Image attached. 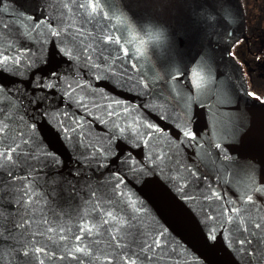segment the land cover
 Wrapping results in <instances>:
<instances>
[{"label": "water", "instance_id": "95a60500", "mask_svg": "<svg viewBox=\"0 0 264 264\" xmlns=\"http://www.w3.org/2000/svg\"><path fill=\"white\" fill-rule=\"evenodd\" d=\"M243 37L241 0H0V264H264Z\"/></svg>", "mask_w": 264, "mask_h": 264}, {"label": "flooded vegetation", "instance_id": "af4514ba", "mask_svg": "<svg viewBox=\"0 0 264 264\" xmlns=\"http://www.w3.org/2000/svg\"><path fill=\"white\" fill-rule=\"evenodd\" d=\"M244 37L231 48L241 66L248 90L264 99V0H241Z\"/></svg>", "mask_w": 264, "mask_h": 264}, {"label": "snow or ice", "instance_id": "6c2138e0", "mask_svg": "<svg viewBox=\"0 0 264 264\" xmlns=\"http://www.w3.org/2000/svg\"><path fill=\"white\" fill-rule=\"evenodd\" d=\"M89 7L92 9V11H95V5L93 3H89ZM154 243L158 245L160 241L156 240Z\"/></svg>", "mask_w": 264, "mask_h": 264}]
</instances>
